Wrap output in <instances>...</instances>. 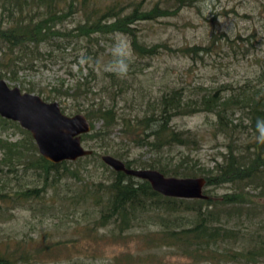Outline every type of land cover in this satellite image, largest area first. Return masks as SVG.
Returning a JSON list of instances; mask_svg holds the SVG:
<instances>
[{
    "label": "trees",
    "instance_id": "trees-1",
    "mask_svg": "<svg viewBox=\"0 0 264 264\" xmlns=\"http://www.w3.org/2000/svg\"><path fill=\"white\" fill-rule=\"evenodd\" d=\"M96 1L101 0H0V78L15 82L20 70L33 69L36 59L52 54L53 46L80 44L85 57H96L100 53L97 49H103L100 43L104 37L116 31L130 36L131 50L139 58H152L170 49L195 60L197 57L203 59L205 53L211 51L203 44L173 49L163 42L148 43L137 35L136 25L132 26L136 22L177 13L199 0H156L150 8L144 6L145 2L150 3L148 0H106L103 4ZM127 5L132 6V10L122 14ZM80 10L84 21L71 28L63 26L73 12ZM42 44L46 45L47 52H42ZM108 76L109 85L105 89L109 94L126 92L130 84L123 77L115 73ZM73 77L71 86L61 92L62 97L78 101L82 95L97 94L89 84L95 79L91 70L87 75ZM258 77L264 79V70ZM245 87L233 89L223 85L205 93L191 91V94H186L183 87L172 88L147 102L141 115L129 118L118 112L114 97L111 105L102 99L93 100L84 109L91 132L82 134L81 141L88 143L95 138L109 141L111 128L120 125L122 140L145 146L152 153L149 160H138L118 150L107 149L127 167L156 169L167 176H203L207 195L214 188L226 186L229 189L219 198L164 196L154 191L148 181L112 168L106 179L83 180L79 166L69 165L73 161L52 163L46 160L27 130L0 116V217H6L14 208H28L35 202H42L50 190L56 192L55 187L62 180L72 177L79 181L74 203L95 207L88 212L91 223L86 224L96 231L95 237H112L117 241L125 239L127 232L137 226H153L154 229L144 230L142 236L151 251L168 248L193 263H260L264 259V88ZM20 89L38 95L44 93L33 86ZM53 92L60 95V91ZM43 95L46 101L58 98L52 93ZM197 112L213 114L210 135L220 138L219 145L224 147L219 153L221 160H214L211 168L182 162L186 156H181L176 163L164 159L169 155L167 150L192 149L200 144L203 137L198 131L178 129L171 124L176 116ZM236 113L238 118L234 122ZM95 121L102 123L97 129ZM6 129H15L21 136L15 140L3 137L1 131ZM99 158L92 150L90 155L75 162ZM100 165L108 167L102 161ZM28 174L33 175L34 184L26 183ZM10 177L16 180V188L8 185ZM52 206L53 203L44 210L50 212ZM100 229H109V234L100 233ZM31 240L37 241L25 237L12 240L0 232V264L43 263L44 252L51 251L52 245H32L29 244ZM125 260L126 264H148L146 260L136 261L131 256ZM160 263L149 261V264Z\"/></svg>",
    "mask_w": 264,
    "mask_h": 264
},
{
    "label": "rangeland",
    "instance_id": "rangeland-1",
    "mask_svg": "<svg viewBox=\"0 0 264 264\" xmlns=\"http://www.w3.org/2000/svg\"><path fill=\"white\" fill-rule=\"evenodd\" d=\"M105 1L96 3L103 4ZM148 1L150 3L145 2L144 6L150 8L156 0ZM132 8L127 5L122 14L130 12ZM82 13L81 10L73 12L63 22V26L71 28L84 21ZM134 25L137 35L148 43L163 42L173 49L203 44L211 48V51L205 53L203 59L197 57L195 60L170 49H165L162 54L152 58H139L131 50L130 36L116 31L104 37L100 43L102 50L97 49V45L94 46V50L100 52L96 57H85L80 44L53 46L52 54L36 59L33 69L20 70L15 82L2 79L10 86H33L37 91L44 92L43 94L57 95L53 90L60 91L54 101H58L61 109H64L63 112L68 115L79 112L84 114V109L93 100L102 99L105 104L111 105L115 99L118 112L128 118L141 115L147 102L156 100L161 93L172 88L183 87L186 94L196 90L205 93L223 85L233 89L245 85V88H264L263 77H258L260 71L264 70V0H199L195 5L184 7L177 13L136 22L132 24ZM41 50L47 52L46 45L42 44ZM90 70L95 76L89 83L97 93L95 96H92L93 93L82 95L78 101L61 96V92L73 83V75L84 76ZM109 73L123 77L130 84L126 86V92L118 91L115 95L107 92L105 87L109 85ZM43 94L40 96L44 97ZM77 109L81 110L76 112ZM237 118L238 113L233 117L234 122ZM213 119V114L206 112L174 117L171 124L175 128L196 130L203 139L192 149L180 147L167 150L166 154L169 155L164 159H172L176 163L181 156H186L182 162L195 164L198 168H211L214 160H221L219 153L224 151V147L219 145L220 138L214 139L210 135ZM101 124V121L94 122L96 129ZM120 129V125L111 128L109 141H97L96 138L88 143L82 141L86 148L94 150L100 156L99 160L73 161L74 163L69 164L72 168L79 166L83 180L108 178L111 168L107 165L106 169L100 165L103 154L112 155L107 149L118 150L128 158H152L147 147L122 140ZM1 134L10 140L21 136L15 129L3 130ZM25 180L29 184L36 182L32 174H28ZM7 183L17 187L16 180L11 177ZM76 183L79 181L68 177L55 187L56 192L50 190L42 202H35L28 208L17 207L9 210L6 217H0V232L4 236L12 237V240L16 237H25L28 240L35 238L37 241L31 240L29 244L52 245L51 251L44 252V262L40 264H126L127 256L136 261L146 260L148 264L153 260L160 261V264H210L208 261L193 263L186 256L168 248L155 252L149 250L142 236L144 230L154 229L153 226H137L127 232L125 239L117 241L112 237H95L96 231L86 226L90 222L88 212L94 211L95 207L75 204ZM228 191L226 186L218 187L208 192V195L219 198ZM51 203L52 210L45 211L44 207ZM103 231L104 229H100L99 232ZM104 232L109 234V229ZM257 264H264V259Z\"/></svg>",
    "mask_w": 264,
    "mask_h": 264
},
{
    "label": "water",
    "instance_id": "water-1",
    "mask_svg": "<svg viewBox=\"0 0 264 264\" xmlns=\"http://www.w3.org/2000/svg\"><path fill=\"white\" fill-rule=\"evenodd\" d=\"M0 116L17 122L27 130L41 156L52 163L75 161L90 155L81 135L91 131L85 114L64 113L58 101H46L40 95L10 86L0 78ZM102 161L115 171L146 180L152 189L164 196L185 199H208L204 192L206 180L203 176H167L156 169L132 168L110 155L103 154Z\"/></svg>",
    "mask_w": 264,
    "mask_h": 264
}]
</instances>
